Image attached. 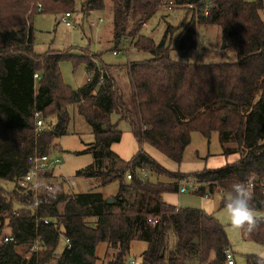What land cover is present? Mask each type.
<instances>
[{"label":"trees","instance_id":"1","mask_svg":"<svg viewBox=\"0 0 264 264\" xmlns=\"http://www.w3.org/2000/svg\"><path fill=\"white\" fill-rule=\"evenodd\" d=\"M161 1L0 0V264H95L101 242L116 250L111 264H124L134 239L147 243L143 264H224V250L230 246L224 225L202 210H175L163 200L165 193L178 192L188 179L196 185L194 193H221L222 205L235 183L252 180L254 212L264 211V0H210L206 14V0H171L192 15L185 24L166 26L156 43L138 31ZM104 10L111 15L112 48L135 35L133 46L151 55L124 64L129 101L116 87L109 72L112 66L96 65L102 53L88 50L93 58L76 59L70 48L63 53L34 51L36 14ZM197 25L218 26L225 49L234 50L237 60L189 64L172 59V50L195 47ZM177 30L172 46L169 35ZM62 60L74 68L83 64L92 71L90 79L71 87L62 79ZM35 112L43 119L40 128L35 126ZM75 112L94 136L86 149L75 152L93 155V161L75 175L97 183L88 191L67 193L62 180L55 182L54 192L41 189L36 198L20 185L29 157L51 154L55 141L69 133ZM113 113L129 124L139 146L130 160L111 149L122 134L110 122ZM192 132L207 140L217 132L223 151H235L238 158L185 174L166 169L141 149L147 143L180 163ZM229 142L236 148L226 147ZM53 175L54 167L41 178L46 182ZM112 182L118 189L107 202L102 188ZM4 183L14 188L8 191ZM256 217L255 228L241 229L264 246V215ZM155 218L157 223L152 224ZM9 235L14 241L4 242ZM63 235L69 238V247ZM36 239L38 247L32 249ZM246 264H264V259L248 254Z\"/></svg>","mask_w":264,"mask_h":264},{"label":"rangeland","instance_id":"2","mask_svg":"<svg viewBox=\"0 0 264 264\" xmlns=\"http://www.w3.org/2000/svg\"><path fill=\"white\" fill-rule=\"evenodd\" d=\"M255 1V0H246ZM110 3L107 1V7ZM107 11L109 9L107 8ZM60 15L39 13L33 17L34 30V51L36 53H44L47 50L54 52L63 51L67 48L73 49L71 52L76 59L93 58L94 53H102L101 62L113 64H127L131 61L147 60L151 55L147 51H140L133 46L136 36L128 37L119 48H112L111 41V15L106 13V10L99 12H91L90 16L87 13L82 15L77 12L73 15V20L78 19L80 25L66 26L60 22ZM97 15L103 16L104 20L97 27H90L91 18ZM192 15V12L187 11L185 6L161 7L159 6L155 15L142 25L139 33L153 38L158 43L163 35L166 26L172 27L185 24ZM80 16V18H78ZM136 26H129L132 30ZM179 30L169 35V40L172 42L176 38ZM220 29L216 25H197L196 26V43L195 47L190 50H172L171 58L180 63L189 64H210V63H231L237 60L236 52L232 49L221 48ZM173 46V45H172ZM87 49V50H86ZM91 52H89V51ZM115 52L118 53H113ZM98 55V54H97ZM79 56V57H78ZM98 62V61H95ZM62 79L64 82L75 88L82 82L86 75V69L83 64L73 67L69 60H62L59 63ZM122 72L113 70L116 87L124 95L126 101L130 100V82L125 67L120 68ZM90 77V76H88ZM116 114H111L112 119H117ZM54 120L52 119L51 123ZM129 124L121 120L118 123V129L126 134L129 131ZM94 140L92 130L85 120L76 112L73 114V119L69 125V133L58 138L56 144L51 148L50 153L57 155L60 163L54 166V175L52 181L60 182L65 180L63 190L67 193L85 192L89 188L96 185L97 181L76 176L77 170L89 165L93 161L91 153L76 154L88 147V144ZM125 137L118 150L125 147ZM230 149L236 148L234 143L225 144ZM151 147L142 146L141 149L149 153ZM127 149V148H126ZM130 148L128 149L129 152ZM159 154V155H158ZM239 154L235 151L225 153L219 141L218 133L213 132L209 140L205 139L200 133L192 132L190 143L185 148L183 159L180 163H176L169 159L163 153H157L156 161L170 171L182 172L185 174L194 173L204 168L214 169L226 163H230L237 159ZM163 181L167 179L160 178ZM187 192L174 193L166 198L171 204L180 208H194L213 215L222 225H224L229 244L232 252V258L235 264H246V255L255 254L264 259V246L250 240L244 236L241 227H236L231 223L230 217L227 214L225 204L222 205L224 196L221 193L215 192L212 195H202L194 193L196 185L191 179L187 182ZM6 190L11 191L14 184L4 183ZM118 184L112 182L102 188L103 195L107 198L117 192ZM255 215H264V211L255 212ZM147 243L134 239L131 241L130 249L125 257L124 264H143L142 253L146 249ZM59 251V250H58ZM116 250L107 246L105 242L97 245L95 255V264H111L114 259ZM50 264H54L51 261ZM207 264V263H204Z\"/></svg>","mask_w":264,"mask_h":264},{"label":"built area","instance_id":"3","mask_svg":"<svg viewBox=\"0 0 264 264\" xmlns=\"http://www.w3.org/2000/svg\"><path fill=\"white\" fill-rule=\"evenodd\" d=\"M211 4L210 0H206V4L204 7V13L206 14L208 12V8ZM175 6H183V5H177L174 4L173 1L171 0H162L161 1V7H175ZM188 7L192 8L191 4L187 5ZM42 9L41 5H38V10L40 11ZM91 11L88 13L87 16H90ZM75 13H72L70 11H66L64 13H62L60 15V22H62L64 25L66 26H74L75 21L72 19L73 15ZM104 20L103 16L101 15H97L94 18L90 19V26L93 27H97L100 23H102ZM113 53H118V52H113ZM34 78L38 79L39 76L37 73L34 74ZM90 79V77L88 78V80ZM102 80V77H100V81ZM34 118H35V126L37 128H40L43 125V119L40 116L39 112H35L34 114ZM29 169L26 172V174L21 178L20 180V185L24 188H29L30 192H33L35 197L37 198V193H39L41 191V189L43 191H47V192H54V186H55V181H46L44 182L43 179L41 178V174L51 168H53L55 165L60 163V159L57 155L54 154H34L32 156L29 157ZM131 174H127V178H130ZM252 183V180H249ZM187 191V187L183 184L179 186V192H186ZM38 200V199H37ZM178 207H176L175 210H177ZM44 222L47 223V220L44 219ZM152 224L157 223V219H153L151 221ZM63 242L64 244L69 247L70 246V240L68 237L66 236H62ZM3 241L7 242V241H14V237L9 235V236H4L3 237ZM39 244V240L36 239L34 241V245L32 246V249H37ZM224 254H225V261L224 264H235L234 260L232 258V252L230 250L229 247H227L224 250Z\"/></svg>","mask_w":264,"mask_h":264},{"label":"clouds","instance_id":"4","mask_svg":"<svg viewBox=\"0 0 264 264\" xmlns=\"http://www.w3.org/2000/svg\"><path fill=\"white\" fill-rule=\"evenodd\" d=\"M251 182H237L225 196V207L231 223L236 227L247 225L251 231L257 225V217L251 204Z\"/></svg>","mask_w":264,"mask_h":264},{"label":"crops","instance_id":"5","mask_svg":"<svg viewBox=\"0 0 264 264\" xmlns=\"http://www.w3.org/2000/svg\"><path fill=\"white\" fill-rule=\"evenodd\" d=\"M90 11H88L87 12V15H88V13H89ZM91 12H94V11H91ZM95 12H97V11H95ZM86 15V16H87ZM78 18H80V16L78 17ZM77 21H79V19L77 20ZM75 22V24H77L78 22ZM78 26L80 25V21H79V23L77 24ZM89 26H90V24H89ZM90 27H92V26H90ZM96 65L97 66H102V65H109V66H112V67H110V74L114 77V75H113V70L115 69V71H119L120 73L122 72V70L120 69L121 67L123 68L124 67V64H113V63H104V62H96ZM85 67V66H84ZM90 72V73H89ZM86 73L88 74H90V75H86V77H84V79H82V82L79 84V85H77L75 88H77V87H80L81 85H83L86 81H88V76H90L91 77V75H92V71H88V70H86ZM116 118L117 119H112L111 118V115H110V122L112 123V124H114V123H116L117 124V127H118V123H119V121H118V115L116 114ZM128 128H129V131H127L126 130V134H124V132L123 131H121L122 132V134H121V138H120V140L118 141V142H116V143H113L112 145H111V149L120 157V158H122L123 160H130L135 154H136V152L139 150V146H138V144H137V142H136V140H135V138H134V136H133V134H132V132H131V129H130V127L128 126ZM124 137H125V140H126V142H125V147L124 148H122L121 150L122 151H119L118 150V147H119V145H121L122 143H123V141H124ZM55 144H56V142H55ZM149 146V147H151V149H147L146 148V150H148V154L151 156V157H153V158H155L156 159V156H157V153H160V151H158L157 149H155L154 147H152L151 145H149V144H147V143H144L142 146ZM127 148V149H126ZM130 148V150H129V152H128V149ZM159 155V154H158ZM236 160V159H235ZM185 185V186H187V184L186 183H182L181 185ZM188 187V186H187ZM187 192V191H186ZM176 193H183V192H176ZM172 194H174V193H165L164 195H163V200H164V202H166L167 204H170V205H172V206H175V207H178V206H176V205H174V204H171L170 203V201L166 198L167 196H169V195H172ZM178 208H180V207H178ZM242 230V229H241ZM243 232V231H242ZM229 248H230V246H229Z\"/></svg>","mask_w":264,"mask_h":264},{"label":"water","instance_id":"6","mask_svg":"<svg viewBox=\"0 0 264 264\" xmlns=\"http://www.w3.org/2000/svg\"><path fill=\"white\" fill-rule=\"evenodd\" d=\"M221 48H225L226 47V42H225V39L224 38H221V45H220ZM105 127V126H104ZM107 202H112V199L109 197L107 199ZM194 243H197V240H194ZM145 264V263H144Z\"/></svg>","mask_w":264,"mask_h":264}]
</instances>
